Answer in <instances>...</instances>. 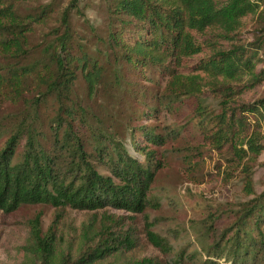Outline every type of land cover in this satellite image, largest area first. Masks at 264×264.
Listing matches in <instances>:
<instances>
[{
  "label": "trees",
  "instance_id": "1",
  "mask_svg": "<svg viewBox=\"0 0 264 264\" xmlns=\"http://www.w3.org/2000/svg\"><path fill=\"white\" fill-rule=\"evenodd\" d=\"M104 1L100 29L79 0H0L7 70L1 80L27 107L7 137L0 133V209L56 208L47 230L40 214L32 219L25 259L14 264H102L108 257L114 259L107 264H264V189L242 203L233 223L211 227L212 240L201 248L174 249L147 219L148 238L164 258L121 260L136 238L131 228H112L117 218L100 229L85 226L76 249L64 237L67 207L144 212L164 166L158 147L180 134L170 125L140 122L146 116L180 113L186 105L198 122L212 115L206 137L231 153L250 193L264 150V94L242 97L264 82V0ZM251 21L256 35L247 39ZM100 87L103 97L114 95L122 129H111L84 104V95L95 96ZM206 89L219 97L218 112L200 97ZM47 102L53 113L40 116Z\"/></svg>",
  "mask_w": 264,
  "mask_h": 264
},
{
  "label": "rangeland",
  "instance_id": "2",
  "mask_svg": "<svg viewBox=\"0 0 264 264\" xmlns=\"http://www.w3.org/2000/svg\"><path fill=\"white\" fill-rule=\"evenodd\" d=\"M55 1L65 5L70 0ZM33 2L37 3V1ZM79 2L93 25H97L100 29L105 26L104 0H79ZM49 22L56 21L52 19ZM45 26L42 25L41 29H46ZM81 31L84 32L83 28ZM243 35L247 39L256 35L254 21L246 25ZM5 61L0 53V133L7 137L14 121L24 115L27 107L24 97L12 98L9 86L1 80V73L5 74L7 71ZM99 92L95 96L84 95V104L88 110L112 127L111 129L117 130V127L122 129L125 122L124 118L117 116L120 107L115 103L114 95L110 94V98L103 97L102 87ZM263 94L264 82L245 89L242 97L248 100ZM200 97L210 109H213L212 113L220 110L219 97L212 89H206ZM190 111V105H186L180 113L162 111L158 119L146 116L140 121L158 123L160 126L170 125L180 133L177 138L158 147V156L164 157V166L159 170L153 183L149 204L144 212L113 207L95 210L66 208L60 220V230L68 241L74 243L75 249L82 241L85 226L100 229L102 224L111 222L113 218H117V222L112 225L114 230L131 228L136 238L135 247L121 256V260L145 256L165 257V253L148 238L147 219L174 249L201 248L203 244H209L212 240L211 227L223 228L233 223L242 203L264 189V150L254 164L255 192L250 193L241 167H234L229 160L231 153L221 150L206 137L207 129L209 130L215 122L213 116L209 115L206 120L198 122V118L192 117ZM49 113H53L51 104L47 102L41 105L40 116ZM204 123L206 126H202ZM262 123L264 132V120ZM139 139L143 142L141 136ZM127 144L132 152L138 153L129 141ZM100 168L103 170L102 167ZM55 212L54 206L44 203L25 204L13 213L0 209V264H14L25 259V246L30 239L32 219L40 214L41 225L47 230L54 221ZM113 259L108 257L102 264H107Z\"/></svg>",
  "mask_w": 264,
  "mask_h": 264
}]
</instances>
